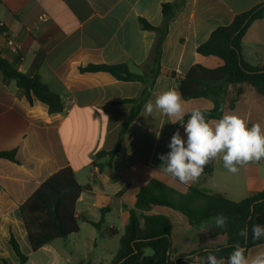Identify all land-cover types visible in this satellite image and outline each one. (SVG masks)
<instances>
[{
	"label": "crops",
	"instance_id": "0c3cea01",
	"mask_svg": "<svg viewBox=\"0 0 264 264\" xmlns=\"http://www.w3.org/2000/svg\"><path fill=\"white\" fill-rule=\"evenodd\" d=\"M168 3L176 7L166 25L163 5ZM262 3L264 0H0V27L6 28L0 34L1 57L10 63L19 60V71L27 76L40 75L64 103L61 113L51 114L46 104L36 99L31 104L24 89L14 80H3L0 73V152H15L14 160L0 159V264L4 260L20 264L9 244L11 231L28 256L27 264L42 250L51 254L50 264H58L66 253L62 239L33 252L19 214L20 206L65 168L74 171L80 185L88 186L76 206L80 231L67 239L90 255L103 235L105 243L95 264L105 259L111 264L119 247L112 251L109 243L119 236L120 246L137 195L152 180L181 193L193 186L233 202L264 191V159L232 174L224 168L222 158H217L212 161V173L202 174L194 183L173 179L159 168V155L170 151L168 145L177 130L186 139L184 128L159 113L143 116L146 102L166 90L179 91L178 82L193 66L219 67L222 60L201 55L199 46L214 30ZM141 19L157 30L144 29ZM242 53L253 67H264V16L248 27ZM98 64L128 65L133 73L147 76L143 81H121L107 73L80 71ZM140 98L142 101L128 102ZM183 100L186 114L214 107L211 99ZM222 106L224 115L236 114L249 127L259 123L264 128V95L253 86L229 85ZM135 107L140 111L111 167L108 157L97 161V154L114 149L122 125ZM150 213L171 219L174 256L215 248L228 240L226 224L221 228L205 221L194 227L182 213L164 207ZM261 251L264 244L250 249L247 256ZM67 260L75 264L69 255ZM190 264H206V259Z\"/></svg>",
	"mask_w": 264,
	"mask_h": 264
},
{
	"label": "trees",
	"instance_id": "16d2710c",
	"mask_svg": "<svg viewBox=\"0 0 264 264\" xmlns=\"http://www.w3.org/2000/svg\"><path fill=\"white\" fill-rule=\"evenodd\" d=\"M175 7L176 4L171 3L163 5L166 25L173 18ZM263 16L264 3L236 16L230 25L214 30L209 40L199 46L198 53L203 56H216L222 60V64L213 69L195 65L178 82V90L184 99L206 98L213 101V108L202 110L208 121L218 120L224 115L222 98L229 85L249 84L264 95V67H253L242 53L243 38L248 27ZM140 23L146 30H157L145 19H141ZM5 32L6 28L0 27V34ZM19 63V60L10 63L0 55V73L3 80H14L18 87L24 89L31 104L36 99L46 104L51 114L61 113L64 110L61 97L43 82L40 75L30 77L20 72ZM80 71L107 73L121 81H143L147 76L133 73L128 65H89ZM153 73L157 74L158 70ZM138 101L142 99L128 100L134 103ZM139 111V107L132 109L122 125L114 149L97 154V161L108 157V166L111 167L114 157L121 152L122 140ZM188 114L184 117V123L189 119ZM0 159L14 160L15 152H0ZM212 171L213 165L210 162L202 174H211ZM87 188L88 186L78 183L71 168H65L46 180L20 206L19 214L33 252L80 231L76 206L82 192ZM156 207L182 213L194 227L217 215H223L227 219L225 231L228 240L218 247L206 249L225 262L236 244L247 250L246 256L250 249L264 244V237L259 240L252 238L253 225L264 226V191L241 202H233L223 195H212L193 186L189 187L186 193H181L161 181L152 180L143 186L137 195L134 208L130 210L129 221L120 238L119 250L111 264H190L198 258L206 259L208 252L205 249L173 255L171 219L165 215L150 213ZM93 225L100 228V224ZM244 228L248 230L246 239L239 235ZM9 244L20 264H27L28 256L22 252L12 231ZM147 249L152 251L151 255L145 254ZM217 249L219 251H216ZM3 263L8 264L5 260Z\"/></svg>",
	"mask_w": 264,
	"mask_h": 264
},
{
	"label": "clouds",
	"instance_id": "9594fccd",
	"mask_svg": "<svg viewBox=\"0 0 264 264\" xmlns=\"http://www.w3.org/2000/svg\"><path fill=\"white\" fill-rule=\"evenodd\" d=\"M154 113L166 116L170 123H179L184 128L186 139L177 130L170 139V151L159 155L162 161L159 168L182 184L196 182L205 167L217 158H222L224 168L232 174H237L243 166L264 159V128L259 123L249 127L245 119L236 114H225L210 123L201 109L192 110L184 123V100L175 89L166 90L154 101L146 102L143 116L147 118ZM213 220L221 228L227 222L223 215H217ZM247 233V228H244L239 235L246 239ZM262 237L264 226L253 225L252 238L259 240ZM205 251L208 252L206 264H225L211 250ZM246 251L236 244L227 264H264V251L252 256H246Z\"/></svg>",
	"mask_w": 264,
	"mask_h": 264
},
{
	"label": "rangeland",
	"instance_id": "374dc122",
	"mask_svg": "<svg viewBox=\"0 0 264 264\" xmlns=\"http://www.w3.org/2000/svg\"><path fill=\"white\" fill-rule=\"evenodd\" d=\"M207 222H209V224L211 225H214L213 219H210ZM84 232H86V228L83 229V233ZM62 240H65L63 242H66V248H65L66 253L62 254V258L58 260V264H72L69 260H67V255H69L72 258L75 264H95L98 261V256L100 255L99 249L105 243V237L103 235H100L99 240H98L97 250L94 253L87 255V254H84L82 250H78L77 248H74V245H72L71 239L68 240L66 238ZM111 241L112 242L109 243V247L112 251H116V249H118L119 247V236H115L113 240ZM145 254L151 255L152 251L150 249H147ZM52 261L53 260L51 258V254L49 253L48 249H46L32 256L31 262L29 264H50ZM107 261L109 260L105 259L102 262V264H110Z\"/></svg>",
	"mask_w": 264,
	"mask_h": 264
},
{
	"label": "built area",
	"instance_id": "2783aa9c",
	"mask_svg": "<svg viewBox=\"0 0 264 264\" xmlns=\"http://www.w3.org/2000/svg\"><path fill=\"white\" fill-rule=\"evenodd\" d=\"M8 44L12 46L13 45V42L11 40H9L8 41Z\"/></svg>",
	"mask_w": 264,
	"mask_h": 264
}]
</instances>
